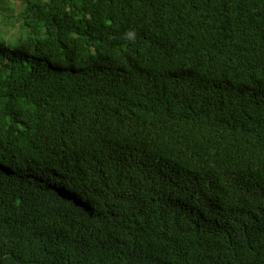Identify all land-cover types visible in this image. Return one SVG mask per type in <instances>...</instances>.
Masks as SVG:
<instances>
[{"label": "trees", "instance_id": "16d2710c", "mask_svg": "<svg viewBox=\"0 0 264 264\" xmlns=\"http://www.w3.org/2000/svg\"><path fill=\"white\" fill-rule=\"evenodd\" d=\"M17 1L0 264H264V0Z\"/></svg>", "mask_w": 264, "mask_h": 264}, {"label": "rangeland", "instance_id": "374dc122", "mask_svg": "<svg viewBox=\"0 0 264 264\" xmlns=\"http://www.w3.org/2000/svg\"><path fill=\"white\" fill-rule=\"evenodd\" d=\"M21 4H22V1H20V0H18V1L16 2V11H15V12H17V8H19V5H21ZM17 14H18V13H16V15H17ZM0 30L3 31V32H5V31H7V30L10 31V26L7 25L6 23H2V22H0ZM8 36H10V34H8Z\"/></svg>", "mask_w": 264, "mask_h": 264}, {"label": "clouds", "instance_id": "9594fccd", "mask_svg": "<svg viewBox=\"0 0 264 264\" xmlns=\"http://www.w3.org/2000/svg\"><path fill=\"white\" fill-rule=\"evenodd\" d=\"M149 134H150V133L147 134L148 138H149ZM72 194H74V193H72Z\"/></svg>", "mask_w": 264, "mask_h": 264}]
</instances>
